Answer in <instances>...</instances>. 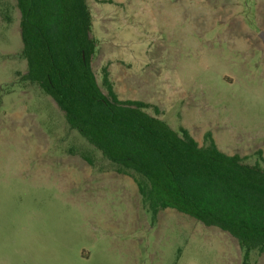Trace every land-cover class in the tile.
I'll return each mask as SVG.
<instances>
[{
    "label": "rangeland",
    "instance_id": "obj_1",
    "mask_svg": "<svg viewBox=\"0 0 264 264\" xmlns=\"http://www.w3.org/2000/svg\"><path fill=\"white\" fill-rule=\"evenodd\" d=\"M86 4L104 94L107 67L119 100L156 106L200 146L210 132L248 165L257 151L264 157V0ZM19 20L16 0H0V264H242L236 241L217 228L172 209L153 223L133 180L21 79Z\"/></svg>",
    "mask_w": 264,
    "mask_h": 264
},
{
    "label": "trees",
    "instance_id": "obj_2",
    "mask_svg": "<svg viewBox=\"0 0 264 264\" xmlns=\"http://www.w3.org/2000/svg\"><path fill=\"white\" fill-rule=\"evenodd\" d=\"M23 81L36 84L101 156L131 178L152 216L172 209L233 238L242 264L264 254V157L227 155L210 132L199 145L187 130L171 129L154 105L118 99L102 68H91L96 41L86 0H16ZM152 112V115L148 111ZM137 176V177H135Z\"/></svg>",
    "mask_w": 264,
    "mask_h": 264
},
{
    "label": "water",
    "instance_id": "obj_3",
    "mask_svg": "<svg viewBox=\"0 0 264 264\" xmlns=\"http://www.w3.org/2000/svg\"><path fill=\"white\" fill-rule=\"evenodd\" d=\"M259 37L261 38L262 41H264V33H260Z\"/></svg>",
    "mask_w": 264,
    "mask_h": 264
},
{
    "label": "crops",
    "instance_id": "obj_4",
    "mask_svg": "<svg viewBox=\"0 0 264 264\" xmlns=\"http://www.w3.org/2000/svg\"><path fill=\"white\" fill-rule=\"evenodd\" d=\"M109 73V72H108ZM71 158H77V157H71ZM83 160V162L85 163V160L84 159H82ZM89 166V165H88ZM90 167V166H89Z\"/></svg>",
    "mask_w": 264,
    "mask_h": 264
}]
</instances>
